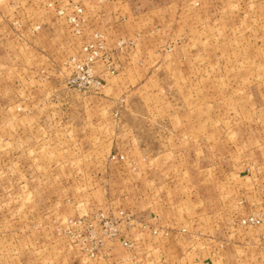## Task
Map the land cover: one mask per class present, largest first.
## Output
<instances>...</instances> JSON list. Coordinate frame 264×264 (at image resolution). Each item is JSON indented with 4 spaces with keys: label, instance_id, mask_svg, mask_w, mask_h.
<instances>
[{
    "label": "rangeland",
    "instance_id": "374dc122",
    "mask_svg": "<svg viewBox=\"0 0 264 264\" xmlns=\"http://www.w3.org/2000/svg\"><path fill=\"white\" fill-rule=\"evenodd\" d=\"M0 264H264V0H0Z\"/></svg>",
    "mask_w": 264,
    "mask_h": 264
},
{
    "label": "built area",
    "instance_id": "2783aa9c",
    "mask_svg": "<svg viewBox=\"0 0 264 264\" xmlns=\"http://www.w3.org/2000/svg\"><path fill=\"white\" fill-rule=\"evenodd\" d=\"M257 222L259 223V221L254 216L248 217L246 220L245 219L243 220V223L246 224L257 223Z\"/></svg>",
    "mask_w": 264,
    "mask_h": 264
}]
</instances>
